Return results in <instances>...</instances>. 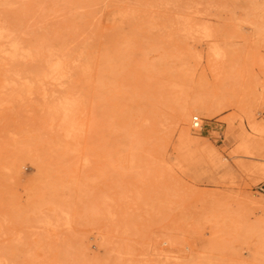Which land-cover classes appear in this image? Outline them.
<instances>
[{"label":"rangeland","instance_id":"374dc122","mask_svg":"<svg viewBox=\"0 0 264 264\" xmlns=\"http://www.w3.org/2000/svg\"><path fill=\"white\" fill-rule=\"evenodd\" d=\"M263 127L264 0H0V264H264Z\"/></svg>","mask_w":264,"mask_h":264},{"label":"bare ground","instance_id":"6f19581e","mask_svg":"<svg viewBox=\"0 0 264 264\" xmlns=\"http://www.w3.org/2000/svg\"><path fill=\"white\" fill-rule=\"evenodd\" d=\"M65 59V58H64ZM68 59V58H67ZM65 62H67V61H65ZM61 64H62V62H61ZM63 65H64V63H63ZM66 65V64H65ZM69 65V64H68ZM58 66V65H57ZM60 68V67H59ZM65 69H69V67L67 68V66L65 67ZM55 70V69H54ZM61 70V69H60ZM60 70L58 71V72H60ZM63 70H64V68H63ZM57 71V70H56ZM69 71V70H68ZM52 72H54V71H52ZM62 72V71H61ZM66 72V70H64V73ZM55 73V72H54ZM187 106V105H186ZM193 106V105H192ZM188 108V107H187ZM209 108V107H208ZM209 110V109H208ZM210 112V111H209ZM206 113H207V111H206ZM188 114V111H187V109H186V107L185 108H182V110H181V116H188L187 115ZM180 118V117H179ZM254 123V122H253ZM256 123V122H255ZM254 129H259V128H261V125L260 124H254V127H253ZM264 128V127H263ZM184 133L187 135V137H189V138H191V131H190V129H188V128H185L184 129ZM243 134H242V139H241V145L239 146V148L241 147L243 150H245L246 152H247V155L249 154V153H252L253 152V150H255V149H257V142L258 141H256V139L255 138H253L251 135H248L247 133H245V132H242ZM239 136H241V133L239 134ZM194 140V139H193ZM194 142H196L195 140H194ZM238 148V149H239ZM235 150V149H234ZM258 150V149H257ZM257 154V153H256ZM254 155V154H253ZM238 156V155H237ZM256 156V155H255ZM258 156V155H257ZM243 158H246V157H243ZM253 160V159H252ZM257 161V160H256ZM258 167V166H257ZM257 169V168H256ZM255 170V169H254ZM262 170L264 171V167L262 168ZM253 171V170H252ZM256 171V170H255ZM258 171H259V169H258ZM254 172V171H253ZM262 173V172H261Z\"/></svg>","mask_w":264,"mask_h":264},{"label":"built area","instance_id":"2783aa9c","mask_svg":"<svg viewBox=\"0 0 264 264\" xmlns=\"http://www.w3.org/2000/svg\"><path fill=\"white\" fill-rule=\"evenodd\" d=\"M201 118L199 117V116H195L194 118H193V126H194V128H199L200 126H201ZM259 189L262 191V192H264V185H261L260 187H259Z\"/></svg>","mask_w":264,"mask_h":264}]
</instances>
